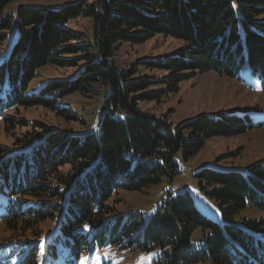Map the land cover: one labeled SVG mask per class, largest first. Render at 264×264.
Wrapping results in <instances>:
<instances>
[{"label": "trees", "instance_id": "1", "mask_svg": "<svg viewBox=\"0 0 264 264\" xmlns=\"http://www.w3.org/2000/svg\"><path fill=\"white\" fill-rule=\"evenodd\" d=\"M15 1L0 0V47L14 20L4 11ZM80 17L91 21L90 37L65 27ZM16 22L17 39L0 57V123L4 130L27 132L12 150L0 147V224L13 237L3 245L11 251L7 264H38L42 258L45 264H78L106 243L120 250L157 249L156 264H264V162L244 172L212 165L194 174L200 192L218 207L216 222L197 209L188 191L168 194L148 218L116 215L108 207L120 192L140 193L179 174V151L189 162L209 140L264 125L248 114L220 113L173 129L138 108L175 95L180 83L197 74L240 80L245 67L264 84V0H79L59 9L19 7ZM156 35L184 47L129 70L116 65L122 45H142ZM48 66L81 68L69 80L29 92L38 71ZM139 68L166 75L150 80ZM155 83L166 86L150 91ZM96 89L107 94L95 132L44 129L12 115L41 108L75 122L77 114L63 100ZM247 210L261 218L245 222L241 215ZM45 222L52 228L34 232ZM53 228L58 234L42 244ZM196 229L205 232L199 246L190 242Z\"/></svg>", "mask_w": 264, "mask_h": 264}, {"label": "rangeland", "instance_id": "2", "mask_svg": "<svg viewBox=\"0 0 264 264\" xmlns=\"http://www.w3.org/2000/svg\"><path fill=\"white\" fill-rule=\"evenodd\" d=\"M77 1L79 0H16L9 5L4 12L11 14L14 20L10 30L6 32V43L0 47V57L6 48L10 47L17 39L16 10L19 7L59 9ZM65 27L71 32L91 36L92 23L88 19L80 17L70 20ZM183 47L184 45L179 41L156 35L142 45H122L115 53L114 61L119 68L129 70L135 67L137 62L169 58ZM79 68L81 67L77 69L45 67L38 71V76L32 80L28 91L36 92L48 81L69 80L73 78ZM140 74L150 80H159L166 75L163 72L143 69H140ZM137 77L138 75L135 76V78ZM238 77L240 80H231L214 72L197 74L180 83L179 90L175 95L161 98L159 102L155 103H140L138 108L173 129L203 114L213 117H217L220 113L248 114L254 122L264 121V84L252 76L245 67L240 70ZM165 86L163 83H155L149 85V90L155 92L164 89ZM105 91V89H96V92L87 96L76 93L63 100V103L77 114L75 122L66 123L41 108L20 109L12 115L26 123H38L44 129L74 134L95 132L104 111L102 103L107 94ZM24 132L27 131L19 128L4 130L0 123V147L12 150L16 138ZM174 161L179 166V174L171 179H163L158 186L150 187L140 193L120 192L108 202V207L114 210L116 215L142 213L148 218L168 194L176 196L188 191L195 206L205 217L213 221L218 220L219 210L216 203L203 196L197 186L194 174L212 165L218 169L244 172L248 167L264 162V125L260 129L244 135L209 140L205 148L189 162H184L182 151H179L174 156ZM68 170V167H64L61 173L66 174ZM241 217L249 219H246L245 222L256 221L261 218V214L256 210H247ZM51 225L50 222L42 223L34 228V232L46 233L48 229L52 228ZM51 230L45 236L49 235ZM204 233L201 229H196L190 238L191 244L201 245ZM11 237L12 235L4 229L3 224H0V264L11 262L10 248L6 250L3 248V245L12 242L13 237ZM50 238L49 236L48 242L51 241ZM159 257L160 252L157 249L148 252L120 250L106 243L100 248L96 247L90 253L83 254L78 264H156Z\"/></svg>", "mask_w": 264, "mask_h": 264}]
</instances>
